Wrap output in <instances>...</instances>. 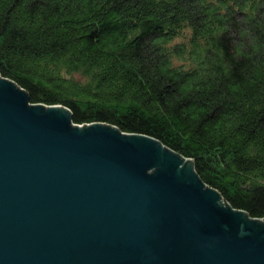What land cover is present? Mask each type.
Listing matches in <instances>:
<instances>
[{"label": "trees", "instance_id": "trees-1", "mask_svg": "<svg viewBox=\"0 0 264 264\" xmlns=\"http://www.w3.org/2000/svg\"><path fill=\"white\" fill-rule=\"evenodd\" d=\"M0 76L157 139L264 219V0H0Z\"/></svg>", "mask_w": 264, "mask_h": 264}, {"label": "water", "instance_id": "water-1", "mask_svg": "<svg viewBox=\"0 0 264 264\" xmlns=\"http://www.w3.org/2000/svg\"><path fill=\"white\" fill-rule=\"evenodd\" d=\"M189 160L0 76V264H264V219Z\"/></svg>", "mask_w": 264, "mask_h": 264}, {"label": "bare ground", "instance_id": "bare-ground-1", "mask_svg": "<svg viewBox=\"0 0 264 264\" xmlns=\"http://www.w3.org/2000/svg\"><path fill=\"white\" fill-rule=\"evenodd\" d=\"M82 128H83V127H78V130H82ZM184 161H185V160H182L181 163L178 164V168H181V167H182V165L184 164ZM191 171H192V169H191ZM218 200H219V203H220V204L225 205V203L223 202V200H221V199H218ZM261 222H263V221H261Z\"/></svg>", "mask_w": 264, "mask_h": 264}, {"label": "rangeland", "instance_id": "rangeland-1", "mask_svg": "<svg viewBox=\"0 0 264 264\" xmlns=\"http://www.w3.org/2000/svg\"><path fill=\"white\" fill-rule=\"evenodd\" d=\"M189 161H190V160H189ZM246 220H247V221H252L253 219H252V218H246ZM260 221H263V219H261ZM242 233H245V234H246V233H248V232L243 231Z\"/></svg>", "mask_w": 264, "mask_h": 264}]
</instances>
